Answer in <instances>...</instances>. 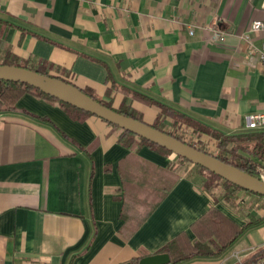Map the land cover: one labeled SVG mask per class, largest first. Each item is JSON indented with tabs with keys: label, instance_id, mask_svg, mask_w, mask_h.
Wrapping results in <instances>:
<instances>
[{
	"label": "crops",
	"instance_id": "crops-1",
	"mask_svg": "<svg viewBox=\"0 0 264 264\" xmlns=\"http://www.w3.org/2000/svg\"><path fill=\"white\" fill-rule=\"evenodd\" d=\"M262 1L0 0V62L44 67L174 134L187 131L175 117L239 134L248 115L264 113V28L251 29L264 23ZM121 132L32 94L0 112V264L132 263L182 233L199 242L193 224L210 207L239 227L261 222L221 255L182 264H252L264 247V198L238 190L227 201L205 188L204 172L129 148Z\"/></svg>",
	"mask_w": 264,
	"mask_h": 264
},
{
	"label": "trees",
	"instance_id": "trees-1",
	"mask_svg": "<svg viewBox=\"0 0 264 264\" xmlns=\"http://www.w3.org/2000/svg\"><path fill=\"white\" fill-rule=\"evenodd\" d=\"M0 64L22 66L32 70H36L42 74L50 75L44 67L35 68L29 65L28 63L18 62L17 60L4 61L0 62ZM62 79L69 83H72L71 81L65 78ZM82 90L88 95L94 97L95 99L106 105L107 107L112 108L125 115L144 121L142 117L136 114L130 106L125 104L122 108L116 109L112 106L110 102H106L103 99L98 98L91 91H88L86 89ZM121 90L125 93V95L129 94L130 96H132L133 99H138L148 105L159 104V102H156L155 100L136 91H131L125 87H121ZM25 94H32L47 101L59 103L66 109H72L79 112H83L85 114H91L68 103H65L51 95H48L40 89H37L29 84L5 80H0V112L16 109L17 102ZM160 106L163 107L164 111L167 110L166 108H164V105L161 104ZM184 122L186 123V125L192 127L194 129V132H196V134H198L199 136H201L202 134H207L211 138L215 139L216 146L219 149V153L214 154L212 152H209L203 147H200L193 142L187 141L183 136L168 132L162 127L159 122H155L154 124H152V126L164 132H167L177 137L178 139L197 147L202 151H206L212 155H215L217 158L221 159L226 163L236 166L256 177H260L259 168L264 165V130H247L243 133L228 135L209 126H202L192 119L185 117H175V123L181 124ZM107 123L116 129L122 130L119 141H121L124 145L128 146L129 148L139 149L140 147L147 145L153 148L154 150L160 151L164 154H174L170 150L161 147L160 145L155 144L145 138L139 137L128 130L122 129L119 126L111 124L109 122ZM174 155L180 161L190 162L186 158H183L176 154ZM196 166L199 168L200 171L206 172L208 174L205 179V188L208 191H211L213 188L216 189L217 187H219L213 186V184L215 180H221L222 185H220V188L223 190V196L227 201H230L232 195L238 190H242L250 194H256L234 185L233 183L221 178L216 173H213L198 165ZM259 196L264 198L263 195ZM260 222V219L251 218L248 224H246L244 227H239L233 221L227 218L219 209L215 207H210L208 211L199 220H197L195 224H193V228L195 230L199 231L198 228L201 229V231H199V242L193 243L185 233H182L179 234L175 239L170 241L168 244H166L158 253H168L170 255L171 261L168 264H182L197 257H216L221 255L248 228L257 225ZM231 225L234 231L232 234H229L226 237V232L230 230ZM146 256L149 255H143L136 258L132 262V264H138L139 261ZM263 259L264 247L259 249L252 257H250L249 262L252 264H261V261Z\"/></svg>",
	"mask_w": 264,
	"mask_h": 264
},
{
	"label": "water",
	"instance_id": "water-1",
	"mask_svg": "<svg viewBox=\"0 0 264 264\" xmlns=\"http://www.w3.org/2000/svg\"><path fill=\"white\" fill-rule=\"evenodd\" d=\"M0 80L29 84L65 103L96 115L111 124L158 144L174 154L188 159L193 164L216 173L221 178L244 190L264 196V180L261 178L226 163L215 155L202 151L167 132L157 129L152 124L107 107L85 93L78 86L62 78L42 74L36 70L22 66L0 64ZM170 261L171 257L168 253H157L143 257L138 264H168Z\"/></svg>",
	"mask_w": 264,
	"mask_h": 264
},
{
	"label": "built area",
	"instance_id": "built-area-1",
	"mask_svg": "<svg viewBox=\"0 0 264 264\" xmlns=\"http://www.w3.org/2000/svg\"><path fill=\"white\" fill-rule=\"evenodd\" d=\"M262 8L264 9V0L262 1ZM264 28V23L262 21H255L251 25L252 30H258ZM220 40H223L224 37L220 36ZM259 60L264 64V49L258 53ZM247 130L256 131L264 130V113H252L247 116ZM259 178L264 180V165L259 168ZM261 264H264V259L261 261Z\"/></svg>",
	"mask_w": 264,
	"mask_h": 264
},
{
	"label": "rangeland",
	"instance_id": "rangeland-1",
	"mask_svg": "<svg viewBox=\"0 0 264 264\" xmlns=\"http://www.w3.org/2000/svg\"><path fill=\"white\" fill-rule=\"evenodd\" d=\"M181 128H182V130H183V129H186L188 132H187V131H186V132H185V131H181V132H178V131H177L176 133H177L178 135H180V136H183L187 141H189V142H193V143H195L196 145H198V146H200V147H203V148L206 149L207 151L212 152V153H214V154L219 153V149H218V147L215 148V146H214L213 144H209V142H208V143H201V142H200V139H199L200 136H199L198 134H196V132H194V129H193V131H192L191 129H189V128L187 127V125H186L185 122L182 124ZM179 162L184 163V164L186 165V167H187V166H188V167H193V170L196 171V172L199 171V168H198L196 165H194L193 163H190V162H184V161H179ZM201 172H202V171H201ZM204 174H205V179H206V177L208 176V174H207L206 172H204ZM220 185H222L221 180H215L213 186H219L218 188H220Z\"/></svg>",
	"mask_w": 264,
	"mask_h": 264
}]
</instances>
